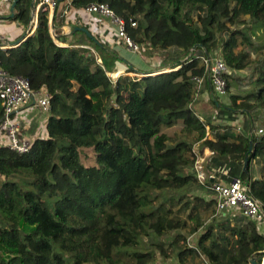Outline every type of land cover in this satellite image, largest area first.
Here are the masks:
<instances>
[{
  "label": "trees",
  "instance_id": "1",
  "mask_svg": "<svg viewBox=\"0 0 264 264\" xmlns=\"http://www.w3.org/2000/svg\"><path fill=\"white\" fill-rule=\"evenodd\" d=\"M39 1L31 8L32 0H19L12 20L27 24ZM90 3L134 19L127 29L134 42L180 54L169 72L113 80L107 73L114 55L106 60L105 47L84 34L104 67L82 46L56 45L44 11L31 36L0 50L2 69L27 79L34 93L44 90L49 102L45 138L22 154L0 146V264H187L196 257L201 264H261L264 228L235 209L217 214L213 195L207 201L193 186L207 189L215 180L201 184L194 171L208 149L207 170L219 169L224 183L239 179L264 209V66L249 93L231 94L228 78L250 63L247 52H234L238 34L250 44L247 29L230 27L246 18L264 24V0H72L75 8ZM205 54H219L227 66L231 105L214 107L232 126L206 123L193 108V77H205ZM238 116L242 133L234 131ZM178 121L190 140L169 146L161 128ZM206 127L224 133L206 137ZM85 150L95 165H83ZM256 160L259 177L251 172Z\"/></svg>",
  "mask_w": 264,
  "mask_h": 264
},
{
  "label": "crops",
  "instance_id": "2",
  "mask_svg": "<svg viewBox=\"0 0 264 264\" xmlns=\"http://www.w3.org/2000/svg\"><path fill=\"white\" fill-rule=\"evenodd\" d=\"M63 1L64 3H61L58 7L56 27L54 25L53 27H51L49 24V29L52 30L55 38L54 43L62 47L73 45L82 46L93 54L97 64L104 67L101 62L102 59L96 51L97 49L82 35H86V33L80 30H74L75 28L86 29L90 34L93 43L103 45L105 47V52L102 57H105L106 60H110L112 54L114 55V58H116V61L113 62V65L111 66V70L107 73L108 77L113 80L121 75L134 77L135 74H138L140 75V77H142L144 75H149V73L155 75L164 70H169V68L173 66L174 60L180 54L179 51L175 49L162 50L158 52L151 51L149 47H144L140 51L134 53L127 49L126 46L118 40L115 28L107 19L97 15L88 16L83 12L82 8H75L72 5L66 7V0ZM37 5L35 6L34 16L37 15ZM10 8L11 3L0 4V35L4 39L0 42V46L3 47V49L9 48L16 41L23 39L24 35H26V31L31 21L30 16L27 24H21L18 23V21L16 23V21L9 18L11 14ZM64 11H66V13H64ZM50 17L51 14H49V22ZM201 94V96L198 97L195 104L193 105V108L198 113V116L203 121L208 120L209 122H211V124L214 125L232 126V124L225 119V115L222 116V114L218 110H216L215 107L214 111H210V109L208 108V101L210 98L214 99L215 97H217V100H213V104L217 101L220 106L224 107L230 106L231 101L227 97H218L214 95L212 93V90L210 89V86H205L203 89V93L201 92ZM231 94L235 95V93L233 92H231ZM236 102L239 103L240 100H237ZM48 116L49 110L42 109L38 105V99L33 98L30 99L28 105L20 109L18 112L13 113L12 119L19 126V137L21 139H26L32 143L36 138L46 137L47 134L45 126ZM207 116H210L209 119L207 118ZM236 119H238L236 123L237 127H234V131L239 133L240 130L238 131V129H241L240 125L243 121V117L238 116V118ZM178 122L182 123V121ZM215 132L224 133L222 129L215 130ZM215 132L211 131L212 135ZM5 141L6 137L0 133V146H3ZM201 153L208 156L209 159L212 158L214 154L208 149H203ZM207 165L208 164H206V166L204 165V173L208 174L210 173V171L207 170Z\"/></svg>",
  "mask_w": 264,
  "mask_h": 264
},
{
  "label": "built area",
  "instance_id": "3",
  "mask_svg": "<svg viewBox=\"0 0 264 264\" xmlns=\"http://www.w3.org/2000/svg\"><path fill=\"white\" fill-rule=\"evenodd\" d=\"M12 1L13 0H0V4L12 3ZM71 5L72 1L66 0V7ZM57 7V0H40L36 7V12L44 11L48 14H52L56 11ZM82 9L88 16L97 15L107 19L115 28L118 40L121 41L130 51L136 53L144 47H148L147 45L134 42L129 36L127 29L136 27V21L134 19L129 18L127 21L124 20L116 15L114 11L105 3H90ZM64 13H66V11H64ZM36 26L37 15L31 19L26 34L31 35ZM50 34L54 40L55 38L51 29ZM3 40V37L0 35V42ZM1 49H3V47L0 46V50ZM201 61V64L205 67V77H193V81L195 83L194 99L199 96L200 91L204 86L205 78L208 81L210 89L214 95L218 97L225 96L227 84L224 76L228 73V69L223 59L220 56H208L205 54L201 57ZM169 71L170 70H164L162 72ZM139 76L140 75L138 74L134 75V77ZM31 96L38 99V105L42 109L49 110L48 95L44 90L36 93L32 92L27 79L9 75L2 69L0 63V105L2 108L0 133L6 137V141L3 146L19 154L28 152L32 143L19 137V126L15 121H13L12 115L28 105ZM239 130L240 129H238V131ZM209 136L210 133L206 127V137ZM207 157L208 156L206 155H201L196 158L194 163V171L196 172L197 179L201 184H203L208 177L215 179L213 175L215 176V174L220 172L219 169H212V172L208 175L204 173V164L210 162L209 157ZM222 173L225 174L226 172L222 171ZM206 188L212 193L216 202L217 214L228 209H235L242 215V217L258 223L261 225V229L264 228V209L261 202L252 198L248 194V188L243 185L239 179H232L226 183H224L221 178L218 180L215 179L213 182L208 184ZM262 259L264 261V251L262 253Z\"/></svg>",
  "mask_w": 264,
  "mask_h": 264
},
{
  "label": "rangeland",
  "instance_id": "4",
  "mask_svg": "<svg viewBox=\"0 0 264 264\" xmlns=\"http://www.w3.org/2000/svg\"><path fill=\"white\" fill-rule=\"evenodd\" d=\"M34 11H35V9H34ZM8 21H11V20H8ZM16 23H17V21H16ZM18 23L24 24V23L19 22V21H18ZM256 25L259 28H257ZM256 25L252 20H249L248 18H246L244 20V24L230 27V31H232V30L233 31H240V30H245V28H246L248 36H249V41H250V44H248L245 42V40L242 38L241 35L238 34L236 36V42H235L236 46L234 48V52L235 53L247 52L249 54L250 63L248 64L249 66L246 67V69H244V70L234 71L232 73L230 72V74L228 76L229 83L231 85L229 87V90H231V92H233V93H239L240 94V93H247V92L249 93L250 91H253L254 86L252 85V81L254 79V76L256 75L255 72L257 71L258 68L264 66V24L256 23ZM228 34H229V32H225L222 35L225 39H227ZM217 55L219 56V54H217ZM204 87L201 89L200 94H201V92L203 93ZM200 94H199V96L202 95V94L201 95ZM225 97H227V95ZM213 100L214 99L210 98L208 101V108L210 109V111H214ZM204 117H206V116H204ZM209 117L210 116H207L208 119H209ZM204 121L207 123L208 120H204ZM261 123L262 122L255 121L254 132L261 133V129H262V126H260ZM181 128H182V123H180V122H177L175 125H172V126H164L161 128V133H164L165 135H167L169 137L167 145L172 146L175 143H177L179 140H183V139H186L188 141L190 140L182 134ZM208 131H209L210 136H211L212 133H211V130L209 128H208ZM240 132L242 133V131H240ZM198 146H199V144L194 145L195 148L196 147L198 148ZM81 162L83 163V165L85 167H90L92 165H95V158L93 156V152L91 150H85V152L82 153ZM252 164L253 165H251V172H252L253 176L259 177L261 166H262L261 162L259 160H256V162H254ZM203 171H204V166H203ZM205 174L208 175L209 173L208 174L205 173ZM213 177L216 180L219 179L218 174L215 176L213 175ZM1 181L3 182L2 178H1ZM193 187H197L200 191V195L205 197L207 201L210 198H212V194L207 189H202L198 185H194ZM171 207L175 211H177L178 206H175V203H173V205ZM188 214H189V211H185V212L180 213L181 217L185 218V219L187 218ZM155 241H158V239ZM145 243H146V240H145ZM164 245H165L166 251L170 252L171 250L168 248V243L167 244L165 243ZM146 246L148 249L151 248L150 246H148L147 243H146ZM188 261L189 262L187 264H201V261L197 257L193 260V262L190 261V258H188ZM263 262L264 261L262 260V263Z\"/></svg>",
  "mask_w": 264,
  "mask_h": 264
},
{
  "label": "water",
  "instance_id": "5",
  "mask_svg": "<svg viewBox=\"0 0 264 264\" xmlns=\"http://www.w3.org/2000/svg\"><path fill=\"white\" fill-rule=\"evenodd\" d=\"M61 1L62 0H57V3H60ZM18 2H19V0H13L12 3H11V8H10L11 14H10V17H9L10 19H12L14 17V7L16 6V4ZM33 6H34V0H32V2H31V8ZM34 14H35V11L32 10V12H31V19L33 18ZM54 14H55V12H53L51 14V17H50L49 24H50L51 27H53V16H54ZM74 30H80V31L86 33V35H88L89 37H91L90 34L88 33V31L86 29H83V28H75ZM28 36L29 35H27V34L24 35L25 38L28 37ZM24 37H23V39H20V40L16 41L15 43H13L11 47H15V46L19 45L25 39ZM161 73H165V72H160V73H157V74H161ZM157 74H155V75H157ZM148 76H154V75H152L151 73H149ZM31 99H33L32 96H31ZM251 150H252V145H251V142H250L248 152H251ZM247 164H248V159H247V154H246L245 160H244L243 169L246 168ZM249 264H257V263H256V260L253 258V259L250 260ZM261 264H263V263H261Z\"/></svg>",
  "mask_w": 264,
  "mask_h": 264
}]
</instances>
